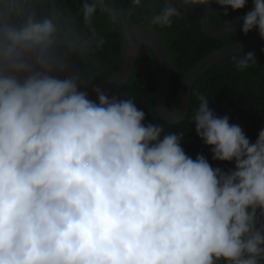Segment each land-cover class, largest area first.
<instances>
[{
    "label": "clouds",
    "instance_id": "9594fccd",
    "mask_svg": "<svg viewBox=\"0 0 264 264\" xmlns=\"http://www.w3.org/2000/svg\"><path fill=\"white\" fill-rule=\"evenodd\" d=\"M136 6L141 0H133ZM214 2L223 15L247 0ZM103 0L83 4L91 23ZM183 14L168 3L151 23ZM264 39V0L241 31ZM51 19L0 25V264H264V128L251 142L197 94L195 132L213 161L193 159L183 134L145 124L132 98H111L55 55ZM130 52L139 43L127 34ZM254 52L236 61L243 71ZM92 86L98 103L89 99ZM163 134V138L161 136Z\"/></svg>",
    "mask_w": 264,
    "mask_h": 264
},
{
    "label": "trees",
    "instance_id": "16d2710c",
    "mask_svg": "<svg viewBox=\"0 0 264 264\" xmlns=\"http://www.w3.org/2000/svg\"><path fill=\"white\" fill-rule=\"evenodd\" d=\"M85 2L86 0H0V25L19 26L28 17L37 21L51 19L57 29L55 55L67 61V70L60 73L61 78L69 72L83 78L91 76L92 85L107 81L119 70L121 42L126 24L147 26L158 31L168 43L173 62L167 94L169 110H173L175 106L181 81L195 64L232 42L258 34L254 29L245 35L241 31V23L224 36L210 37L205 34L201 24L203 4L185 3L184 0H141L139 6L133 0H103L104 4L117 12V16L113 19L108 11L98 6L89 24L83 16ZM87 2L91 3L92 0ZM168 3L174 4L183 15L173 17L171 27L152 24L151 18L159 14ZM252 8L253 0H247L243 9L234 11L229 6L228 14L223 15V7L214 3L210 16L211 26L215 30L221 29ZM131 10L134 13L129 16L128 12ZM247 52H254L256 62H250L249 67L243 71L238 70L236 61ZM247 52L228 56L200 75L191 87L188 115L175 123L164 121L157 113L155 95L159 62L155 52L147 44L140 48L135 69L129 79L106 94L110 98L115 95L119 99H134L137 108L145 112V124H161L163 134H183L181 146L188 156L195 159L197 154H203L213 167L219 166L227 171L234 168V162L213 161L210 146L205 145L197 136L192 120L199 105L197 94H204L209 99V108L217 116L227 115L230 123L243 128L251 142L256 141L259 131L264 128V42ZM94 101L98 103V98Z\"/></svg>",
    "mask_w": 264,
    "mask_h": 264
},
{
    "label": "water",
    "instance_id": "95a60500",
    "mask_svg": "<svg viewBox=\"0 0 264 264\" xmlns=\"http://www.w3.org/2000/svg\"><path fill=\"white\" fill-rule=\"evenodd\" d=\"M213 6L214 2L203 5L200 13L203 31L208 36H224L243 23V17L245 14L232 19L221 29H213L210 23V16ZM133 13L134 11L131 10L128 12V15L130 16ZM128 33H133L139 38L138 45L131 52L129 42L127 40ZM263 42L264 39H262L259 34H256L241 41L232 42L221 49L212 52L204 59L199 61L197 64H195L189 74L181 81L175 106L173 110H169L167 107V94L172 75L173 62L168 43L158 31L150 27L140 25L130 26L126 24L121 42L122 53L119 70L107 81H102L100 83L94 84L93 86H98L102 89V91L107 93L125 83L135 69L136 59L140 48L144 44H147L153 49L159 62L158 83L155 95V106L157 113L164 121L175 123L183 120L188 115L192 98L191 87L200 75L228 56L253 50L258 48ZM86 91L89 93V99L94 101L97 98L96 93L92 91V86Z\"/></svg>",
    "mask_w": 264,
    "mask_h": 264
}]
</instances>
